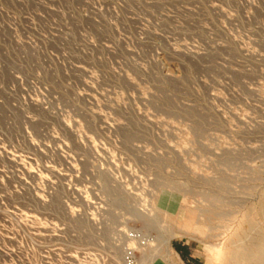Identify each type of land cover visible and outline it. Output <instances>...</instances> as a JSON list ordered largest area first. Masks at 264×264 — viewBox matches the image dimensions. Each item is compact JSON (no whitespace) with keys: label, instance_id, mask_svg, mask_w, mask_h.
Here are the masks:
<instances>
[{"label":"rangeland","instance_id":"rangeland-1","mask_svg":"<svg viewBox=\"0 0 264 264\" xmlns=\"http://www.w3.org/2000/svg\"><path fill=\"white\" fill-rule=\"evenodd\" d=\"M260 203L264 0H0V264H264Z\"/></svg>","mask_w":264,"mask_h":264},{"label":"bare ground","instance_id":"bare-ground-1","mask_svg":"<svg viewBox=\"0 0 264 264\" xmlns=\"http://www.w3.org/2000/svg\"><path fill=\"white\" fill-rule=\"evenodd\" d=\"M255 209V208H254ZM249 210V209H248ZM245 211V210H244ZM252 211H254L253 210V208H252V210L250 211L251 213H252ZM256 211H257V214L258 215H261V216H264V203H260L257 207H256ZM250 212H248V213H245L244 214V216L246 217V218H248L249 216H250ZM243 213V212H242ZM260 218V217H259ZM241 219V218H240ZM258 219V218H257ZM252 228V227H251ZM255 228V227H254ZM254 228H252V230L254 229ZM236 232V231H235ZM244 232V231H243ZM259 232H261L260 230H259ZM247 235V234H246ZM248 236V235H247ZM262 237V236H261ZM248 239V238H247ZM257 239V238H256ZM263 239H264V237H263ZM262 239V240H263ZM230 241V240H229ZM241 241H242V239H241ZM240 241V242H241ZM252 242V241H251ZM261 243V242H260ZM235 244V243H234ZM236 245V244H235ZM168 247H167V249H168V251H171L170 250V246H169V242H168V245H167ZM231 246V245H230ZM230 246H225V247H216V250H217V259L219 260V263L220 264H230L228 261H234V259H239V260H242V259H245V260H248L249 258H251V256H252V254L248 251V252H246L245 250H242V249H239V248H230ZM239 246V245H238ZM260 246V245H259ZM263 247H264V242H263ZM251 248V247H250ZM262 248V247H261ZM259 249V248H258ZM260 251H261V249H260ZM258 252H259V250H258ZM264 252V251H263ZM262 251H261V253H263ZM260 253V254H261ZM258 255V254H257ZM256 255V256H257ZM264 255V254H263ZM172 256L173 257H175V252L174 253H172ZM254 256H255V254H254ZM257 257H259V256H257ZM255 258V257H254ZM253 259V258H252ZM259 259V258H258ZM264 259V257L262 258V259H260V260H263ZM258 261V260H257ZM236 262V261H235ZM239 262V261H238ZM252 262V261H251ZM250 262V263H251ZM263 262V261H262ZM237 263V262H236ZM255 263V262H254ZM264 263V262H263ZM247 264H249V263H247ZM259 264H261L260 262H259Z\"/></svg>","mask_w":264,"mask_h":264},{"label":"crops","instance_id":"crops-1","mask_svg":"<svg viewBox=\"0 0 264 264\" xmlns=\"http://www.w3.org/2000/svg\"><path fill=\"white\" fill-rule=\"evenodd\" d=\"M179 251H181V253H182V255H183L184 257H186V256L188 255L187 247H185V246L180 247V248H179ZM192 264H203V263H201V262L198 261V260H195V261L192 262Z\"/></svg>","mask_w":264,"mask_h":264}]
</instances>
